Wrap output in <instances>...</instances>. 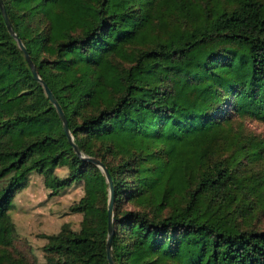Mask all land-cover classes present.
<instances>
[{
    "label": "trees",
    "instance_id": "trees-1",
    "mask_svg": "<svg viewBox=\"0 0 264 264\" xmlns=\"http://www.w3.org/2000/svg\"><path fill=\"white\" fill-rule=\"evenodd\" d=\"M3 1L76 144L113 178L115 262L264 264V230L244 219L264 176L243 167L264 140L239 147L232 128L264 122V1ZM34 173L51 195L84 188L80 229L45 234L44 264H109L106 177L69 142L0 8V264L37 263L11 214Z\"/></svg>",
    "mask_w": 264,
    "mask_h": 264
},
{
    "label": "rangeland",
    "instance_id": "rangeland-1",
    "mask_svg": "<svg viewBox=\"0 0 264 264\" xmlns=\"http://www.w3.org/2000/svg\"><path fill=\"white\" fill-rule=\"evenodd\" d=\"M233 124L232 128L240 131L239 147H246L253 138L264 140V122L246 117L242 122L235 120ZM243 167L246 168L247 176L255 179L259 175L264 176V149L263 157L250 160ZM57 173L60 176H65L68 170L67 168L58 169ZM27 187L17 194L11 214L20 232L28 234L31 238L37 256L36 264H44L45 259L41 251L47 241L43 237L45 234H56L65 224L76 231L80 229L83 215L72 213L71 206L83 197L84 188L82 184L78 183L62 191L59 195H51V190L45 186L44 177L36 173L31 175ZM254 207L256 208L251 214L244 216V219L250 222V226L255 229L264 230V206L255 199ZM23 249V244L16 240L10 251L15 256H19L18 254L23 252Z\"/></svg>",
    "mask_w": 264,
    "mask_h": 264
},
{
    "label": "water",
    "instance_id": "water-1",
    "mask_svg": "<svg viewBox=\"0 0 264 264\" xmlns=\"http://www.w3.org/2000/svg\"><path fill=\"white\" fill-rule=\"evenodd\" d=\"M0 8L2 10L6 25L9 29L10 33L17 40L18 46L24 52L25 58L29 62L36 79L43 86L47 97L50 98L51 102L55 106V108L59 114V117L62 120L63 128H64V131H65V133L69 139V142L72 144L75 151L77 152V154L81 158H83V159H85L91 163H94L96 166H98L106 177L107 183L109 185V204H108L109 235H108V239H107V255H108L109 264H117L115 262L114 255H113V236H114V182H113V178H112L108 168L105 166V164L100 159L84 154L83 151L81 150V148L76 144L75 139H74V135L69 128L68 120H67V117H66L64 111L62 110L60 104L58 103L57 98L54 96V94H53L52 90L49 88L48 84L41 78V76L37 72L35 64L31 58L30 54L27 52L23 41L16 34V32L13 28L12 22H11V20L7 14L6 7L4 5L3 0H0Z\"/></svg>",
    "mask_w": 264,
    "mask_h": 264
}]
</instances>
